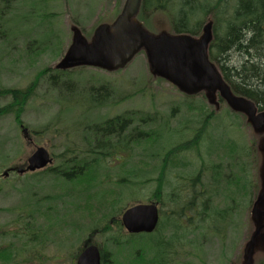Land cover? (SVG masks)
I'll return each mask as SVG.
<instances>
[{"label":"rangeland","instance_id":"1","mask_svg":"<svg viewBox=\"0 0 264 264\" xmlns=\"http://www.w3.org/2000/svg\"><path fill=\"white\" fill-rule=\"evenodd\" d=\"M128 2L14 0L5 11L0 29V89L26 90L37 84L21 116L22 125L13 114L0 118V252L12 251L9 260L0 256V264H76L87 244L109 253L114 264H245L249 254L252 264H264V152L259 150L264 143V119L254 121L264 110L254 106L252 112L242 105L238 109L232 102L231 97L243 100L242 96L225 82L205 50L213 14L205 18L197 35H189L194 42L189 62L161 67V59L169 61L164 58L169 52L150 61L142 47L123 68L116 66L120 61L98 57L101 67L94 66L87 59L99 55L98 40L115 32ZM130 23H137L161 48L178 35L166 11L143 13L141 5ZM77 59L87 64L57 68ZM244 60L238 57L236 62L242 65ZM47 69L50 73L43 74ZM58 71L69 73L61 78L73 83L72 90L53 87L50 77ZM102 86L110 87L111 95L99 103L91 89ZM11 102V97H0V108ZM131 116L135 127L155 131L161 138L123 146L100 167L91 165L87 176L76 181L49 171H10L24 167L40 146L54 156L49 168H57L72 153L91 163L95 155L82 152L93 150L83 141L86 129ZM143 119L147 123H141ZM22 126L29 131L27 138ZM197 133L199 147L173 157L168 154L194 142ZM66 150L71 152L65 155ZM168 158V175L175 174L171 168L189 165L183 171L195 176L204 166L205 191L215 194L213 207L227 211L224 221L214 213L202 224V207L187 211L192 219L188 220L182 209L165 205L169 194L163 196L161 190L169 191V183L176 185L167 176L159 188L154 179ZM217 167L219 176L211 172ZM123 180L130 185H122ZM154 198L162 209L154 234L133 236L114 226L124 210ZM175 213L183 219L173 220V226L169 218ZM29 232L40 234V240L31 242ZM114 238L123 241L121 245Z\"/></svg>","mask_w":264,"mask_h":264},{"label":"trees","instance_id":"2","mask_svg":"<svg viewBox=\"0 0 264 264\" xmlns=\"http://www.w3.org/2000/svg\"><path fill=\"white\" fill-rule=\"evenodd\" d=\"M13 1L0 0L3 6V9H0V29L3 27L5 11ZM154 11L169 12L175 33L193 36L200 32L205 18L209 14H213V40L209 46L210 58L219 66L224 80L236 94L253 101L260 111L264 110V0H142L143 13H154ZM238 57H245L242 65L236 62ZM230 64H235L236 66H230ZM48 73H50V69L43 71V74ZM67 74L69 73L58 71L56 74L51 75V84L55 89L65 88L68 91L73 89L74 85L71 81L61 78ZM232 79L236 80V83H233ZM36 84V82H33L26 90L0 89V97L12 98L10 104L0 108V118L13 114L16 122L22 125L21 116L28 101L34 94ZM91 92L99 103H102L101 101L106 100L111 95V89L108 86L91 89ZM132 119L133 116L129 118H112L103 124L86 129L83 141L92 145L93 150L89 151V148L88 151L86 150L85 152L84 150L82 152L87 155H95V159L91 163L84 156L79 158L82 155L72 153L74 155L70 154V158L62 160L57 168H48L39 173L49 171L66 181H76L87 176L92 169H90L91 165L97 164L96 166L100 167L99 163L101 161H106L121 152L122 150L120 149L123 146L128 148L133 143H135L133 146H138L144 141L155 143L161 138L162 135L155 131L147 132L137 126L135 127ZM142 122L147 123V119H143ZM200 137L201 135L199 136L197 133L194 142L192 140L191 143L181 145L179 149L171 150L168 154L173 157L181 152L199 147V143L195 142ZM69 152L71 150H66L63 154L66 155ZM74 152L77 151L74 149ZM155 156L158 155L156 154ZM201 161H203L202 158ZM168 162H170L169 158L158 170V177L154 179L159 188L163 185L164 176L165 178L168 176L165 172ZM188 166L182 165L180 166L181 168L176 167L174 170L171 168L170 172L173 173L175 171V174H170L169 182L175 185H182L181 187H175V190L173 188L171 197H173V200L176 197L175 201H185L186 204L192 205V207L188 204L186 205V209L191 213V209L198 211L202 207L203 214L201 213L202 215H200L202 216V224L207 222L208 220L206 221V219H209V215L212 216L214 213L219 216L220 220L224 221L227 211L223 212L213 207L210 202H212L215 194L212 195L210 190L205 191L204 181H202L206 171L204 166L200 167L198 173L196 171L195 176H193L192 172L188 174L183 171ZM218 169L219 167L214 168L211 172H215L214 174L217 173L219 176V171L216 172ZM10 170L13 169L11 168ZM125 180L121 181V184L130 185ZM148 181L150 180L148 179L146 182ZM144 182L143 184L146 183ZM216 184L218 185L219 183ZM163 193L164 190L162 189L161 194L163 195ZM156 194L160 195L159 191H156ZM175 214L174 216L176 217ZM179 218L183 219L182 215ZM173 223L172 220L171 224L173 225ZM109 226L110 223L106 224L101 230H107ZM114 226L118 227L122 233L123 226L120 220L114 221ZM29 235L30 241L33 243H37L40 240V234L29 232ZM114 240L118 245L123 242L119 238H114ZM11 255L12 251L8 248L0 252L3 260H9ZM102 262L103 264H114V262L111 263L110 254L104 251L102 252ZM145 264L151 263L145 262Z\"/></svg>","mask_w":264,"mask_h":264},{"label":"water","instance_id":"3","mask_svg":"<svg viewBox=\"0 0 264 264\" xmlns=\"http://www.w3.org/2000/svg\"><path fill=\"white\" fill-rule=\"evenodd\" d=\"M141 5L142 0H129L124 10V15L115 28V32L105 35L103 38L98 40L97 45H99L100 53L98 56L94 54V57L87 59L88 61H91L94 66L100 67L103 61L98 63L97 57L105 61H120L116 62L119 63L116 66L123 68L135 57L136 51H139L142 47L145 48L148 56L150 57V61H152L155 56L161 54V52H169V56H164V58H168L169 61H164V59H161L162 64H159L161 67L164 66L163 64H165L167 67L172 63H176V65H178V63L175 61L189 62L192 60L191 56L194 48V42L191 41V36L188 34H178L173 41L170 40L167 48H161V43H158L153 39L150 40L143 33L142 29L137 25V23L131 26L130 17L134 13L137 14V12H139ZM208 26L209 36H206L205 39V50L208 52L209 56V46L213 40V22H211ZM85 61L86 60L84 59H77L73 60L72 62H66L64 65L58 66L57 68L66 70L73 66L87 64ZM185 64H187V62ZM156 66L157 65H154L155 68ZM181 68L184 70L183 66H181ZM206 70L209 72L208 65ZM209 74L212 76L210 72ZM213 81L219 84L218 80ZM241 98L244 101L231 97V100L236 108L239 109L241 108L239 105H242L246 109H252L254 106L258 109L257 105L253 101L244 97ZM253 111L254 110L252 109V112ZM260 118L264 119V112L259 114L258 117L254 118V121H257ZM23 133L27 138L29 134L28 129L23 128ZM259 150L264 152V143L259 145ZM53 162L54 159L48 149L40 146L37 147L33 154L27 159L26 167L16 168V171L20 174L27 172L33 173L46 169L48 166H51ZM8 174L9 171H6L5 176H8ZM158 223L159 209L158 206L153 203L134 205L128 208L122 215V225L130 234L153 233L156 230ZM77 264H102L101 250L99 247L96 245L87 246L77 257ZM245 264H252L251 254H249V258Z\"/></svg>","mask_w":264,"mask_h":264},{"label":"flooded vegetation","instance_id":"4","mask_svg":"<svg viewBox=\"0 0 264 264\" xmlns=\"http://www.w3.org/2000/svg\"><path fill=\"white\" fill-rule=\"evenodd\" d=\"M166 172V174L168 175L169 173L167 172V171H165ZM168 176H170V175H168ZM166 178H164V181H163V183L164 184H166ZM179 185H176V186H174V187H172V185L169 183V187L167 188L169 191H167V192H164L163 193V196H165L166 194H169L168 196H166V197H168V199H169V201H166L165 202V205L166 206H169V208H179V209H182V212H183V214L185 215V216H188V220H192L191 219V217L189 216V215H187L186 214V212L188 211L187 209H186V205L188 204H186L185 203V201H181V202H183V205H182V203L181 202H179V201H175L176 200V197L174 198V200H173V197H171V193L173 192V188H175V187H178ZM155 199V201L154 200H152V201H149L148 203H145V204H156L157 206H158V208H159V215H160V219L159 220H161V218H162V209L160 208V202L156 199V198H154ZM183 200H185V198H183ZM191 203V202H190ZM192 204V203H191ZM188 205H190V204H188ZM192 206V205H191ZM172 215H174V214H172ZM172 215H171V217H172ZM176 215V217H174V218H169V220L170 221H172V220H178L179 219V217H180V214L179 215H177V214H175ZM179 216V217H178ZM159 225H160V222H159ZM139 235H142V234H139Z\"/></svg>","mask_w":264,"mask_h":264}]
</instances>
